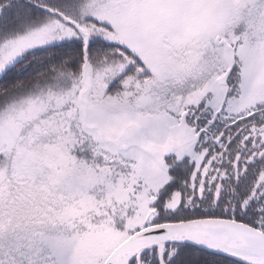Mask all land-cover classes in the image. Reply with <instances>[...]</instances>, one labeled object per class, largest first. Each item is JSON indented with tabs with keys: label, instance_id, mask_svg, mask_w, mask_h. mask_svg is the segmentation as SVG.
Here are the masks:
<instances>
[{
	"label": "snow or ice",
	"instance_id": "6c2138e0",
	"mask_svg": "<svg viewBox=\"0 0 264 264\" xmlns=\"http://www.w3.org/2000/svg\"><path fill=\"white\" fill-rule=\"evenodd\" d=\"M0 264H264V0H0Z\"/></svg>",
	"mask_w": 264,
	"mask_h": 264
}]
</instances>
